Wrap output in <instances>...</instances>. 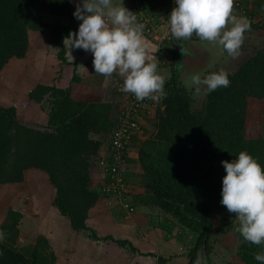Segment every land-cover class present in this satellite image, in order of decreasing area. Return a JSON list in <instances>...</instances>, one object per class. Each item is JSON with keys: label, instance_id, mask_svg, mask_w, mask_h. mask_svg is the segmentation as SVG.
I'll use <instances>...</instances> for the list:
<instances>
[{"label": "trees", "instance_id": "trees-1", "mask_svg": "<svg viewBox=\"0 0 264 264\" xmlns=\"http://www.w3.org/2000/svg\"><path fill=\"white\" fill-rule=\"evenodd\" d=\"M243 1L235 2L247 13ZM131 8L136 13L134 6ZM74 11L72 0H0V72L7 63L25 57L30 31L47 37L57 49L54 54L61 68L70 64L64 40L78 29ZM47 15L51 21L46 20ZM253 27L264 29V20ZM191 39H197L195 34ZM182 41L172 36L164 41L170 46L163 52L170 61L166 95L159 101L147 99L150 105L155 104L152 130L143 138L132 135L130 139V145L137 143L134 162L140 169L144 190L137 199L172 215L195 235L189 264L202 243L206 245L208 264H213L209 257L214 232L212 212L222 213L219 230L223 233L235 219L220 203L225 175L221 161H230L246 150L264 166V136L258 126L264 114L250 106L252 102H264V46L253 48L251 55L227 72L229 87L211 93L202 87L199 92L203 96L197 105L195 95L199 92L179 81L176 69ZM27 102L40 105L46 113L44 122H24L15 105L0 104V185L25 182L30 170L44 174L54 189L51 204L68 219L72 229L87 230L88 212L99 196L92 187L91 173L100 161L98 153L104 137L111 136L118 120L113 119L116 104L77 100L70 86L44 83L31 88ZM106 160L110 162V158ZM3 202L0 264H58L51 241L43 234L28 248L17 245L24 213L7 200ZM262 250L264 246L251 244L240 234L235 259L240 264H259L253 257Z\"/></svg>", "mask_w": 264, "mask_h": 264}, {"label": "crops", "instance_id": "crops-1", "mask_svg": "<svg viewBox=\"0 0 264 264\" xmlns=\"http://www.w3.org/2000/svg\"><path fill=\"white\" fill-rule=\"evenodd\" d=\"M235 1L233 0V14L247 17L251 21V30L245 33L244 44L238 55H242L241 60H243L249 54L251 55L250 52L245 55V52L250 49L252 52L253 48H257L258 43L255 39L264 35V29L253 27V24L264 20V0H244L243 5L245 8L248 7L249 11L247 13L243 8L237 7L234 4ZM72 2L75 9V0ZM114 2L119 3L120 0H114ZM123 3L130 10H132L131 5L134 6L139 22L145 25L143 39L147 45L148 58L158 64V72L165 79L170 78L166 64L168 59L163 52L170 48L169 45L164 44V41L171 36L168 27V15L175 6L174 0H123ZM141 6L145 8V11L142 12ZM79 23L80 21L77 20L78 26ZM191 42L192 45L207 48L209 56H211L207 64L198 68V73L201 75L205 66L210 67L211 64L219 66L220 56L229 57L222 46L201 41L198 37L197 39L183 40L181 44L187 46L191 45ZM64 44L67 49V62L70 64L61 68L59 60V70H64L63 74H65L62 76L68 77L64 79L59 76L60 84L70 86L71 95L77 100L113 102L116 104L113 113L115 120L119 116L120 109H122L121 104L125 102L126 98V93L121 91L122 79L117 73H113L110 77L95 73L91 52L83 49H70L66 39ZM261 44L264 46V43L260 42ZM33 49L32 44H29L26 55L28 57L30 54H34L33 56L37 60L33 61H37V64H39V58L42 65H39L37 70L43 72L42 67L49 52L45 47ZM26 55L25 59H16L7 63L0 72V77L15 78V76H20L24 61L28 59ZM29 60L31 58L28 59V64L31 63L32 65L33 61L29 62ZM39 72L30 77L29 83L23 84L22 87H30L28 92L36 84L43 83L44 77ZM179 81H184L187 86H192L186 78H179ZM60 84L57 85L60 87ZM154 105L145 108L142 112L140 117L141 131L134 134L138 138H143L150 133L149 124L155 114ZM147 109L149 110L147 111ZM110 138V134L104 137L105 140L98 153L100 159L105 162L108 161L106 159H109ZM136 151L137 143L134 142L129 146V159L125 171L128 183V191L125 197L135 206L133 213L128 214L124 210L120 198L102 192L104 167L100 162H97V165L95 163L93 166L91 183L99 196L88 212L85 221L87 230L72 229L68 219L62 216L58 209L50 203V206L53 207L51 210L54 211L55 209L58 212L59 220H54L52 226H41L40 224L30 226V224L24 223L26 216L24 212L22 222L19 224V237H21L22 226H24V231H28L26 234L30 235V242L34 243L39 234L45 235L51 241L57 254L58 264H189V254L196 242L194 234L180 226L172 215L159 208L144 205L137 199V196L142 194L144 190L140 186V169L134 162L137 156ZM4 200L5 202L7 200V204H9L8 199L2 198L0 208L6 204H4ZM45 229H49V231L45 232ZM160 258L164 259L165 263L161 262ZM213 264L215 263L213 262Z\"/></svg>", "mask_w": 264, "mask_h": 264}, {"label": "clouds", "instance_id": "clouds-1", "mask_svg": "<svg viewBox=\"0 0 264 264\" xmlns=\"http://www.w3.org/2000/svg\"><path fill=\"white\" fill-rule=\"evenodd\" d=\"M75 2L73 15L80 23L65 38L70 49L91 52L94 72L105 77L117 73L123 81L121 91L133 94L138 101L162 99L166 95L165 77L158 72V64L148 58L143 39L145 25L136 13L125 7L123 0ZM174 5L168 15L174 39L187 41L195 34L201 41L222 46L233 58L240 54L251 21L233 14V0H174ZM179 45L184 56L189 54L186 47ZM191 85L198 92L203 86L211 93L230 86L229 74L224 70L203 77L196 73L191 76ZM221 163L225 169L221 205L239 221L237 230L245 241L264 246V166L246 150ZM253 259L264 264V250Z\"/></svg>", "mask_w": 264, "mask_h": 264}, {"label": "rangeland", "instance_id": "rangeland-1", "mask_svg": "<svg viewBox=\"0 0 264 264\" xmlns=\"http://www.w3.org/2000/svg\"><path fill=\"white\" fill-rule=\"evenodd\" d=\"M46 20L51 21L52 17L47 15ZM255 40L258 43L257 48H262L263 44L260 45V42L264 43V35ZM48 41L49 40L45 35L38 34V32L36 31L29 32V44H32L34 49L37 47H45L49 52V54L47 55L48 58H46V62L42 67L43 72H39L37 70L38 66L42 65V62L38 58L39 64H37V61H33L37 60V58L33 56L34 54H30V56L28 57L26 55V58H31L29 62L33 61L32 63L34 65H31V63L28 64V59L25 60L24 66H22L21 69L20 76H15V78H7L5 76L0 77V104L15 105L21 119L29 124L44 122L46 113L41 110L39 104L27 102V93L30 87H22L23 84L26 82L29 83L30 77H33L37 72H39L44 77L42 79V82L44 84L59 85V76L61 78L63 77L62 75H65L63 74L64 70H59V61L54 54L57 49L55 47H52V44H50ZM184 47L189 50V54L184 56L181 53L180 48L178 49L179 54L176 69L178 70L177 65H180L178 73L179 76L181 75V77L179 78H186V80L191 83V76L198 73V68L200 66H203L204 64H207L210 61L209 59L211 58V56H209V50L207 48L203 46L201 47L192 45V42L191 45H187ZM249 52L251 53V49L245 52V55H247V53ZM241 56H238L237 58H233L231 56H220L219 66L211 65V67L209 69H206L201 76L203 77L207 73L216 70L231 72L242 61ZM166 64L170 65V61L167 60ZM168 67L169 66H167V69ZM63 78L65 79L68 77L66 76ZM60 87L65 88L67 86L60 84ZM189 87L190 86H187L188 89ZM195 96L198 99L197 105H199L203 96V92L201 91ZM250 106L252 110H258L262 114H264V102H252ZM258 124V126L260 127V132L264 136V121L258 122ZM149 130L151 131L152 127H149ZM53 196L54 189L48 184L45 175L35 170H30L27 172L25 182L0 185V201L2 200V198H6L9 200V205L23 210V213L25 212L26 215L24 223L26 225L30 224V226H38V224H40L41 226H52L51 224L54 220H59L58 212L55 209L54 211L51 210L53 207L50 206V203ZM3 218L4 216H0V223L2 222ZM212 218L214 221L211 254V257H213V262L215 264H226V262L229 261L232 264H240L239 260L235 259V252L238 244L240 243V233L237 230L239 221L236 218L233 220V222L230 221L232 225L225 231V233H223L221 230H219L222 223V213L213 211ZM21 222L22 220H20V223ZM226 223L229 222L227 221ZM23 227L24 226H22L21 237L18 238L17 245L19 247L28 248V246H30L33 242H30L31 237L30 235L26 234L28 231H24ZM44 231L48 232L49 229H45ZM193 236L195 237V235Z\"/></svg>", "mask_w": 264, "mask_h": 264}, {"label": "built area", "instance_id": "built-area-1", "mask_svg": "<svg viewBox=\"0 0 264 264\" xmlns=\"http://www.w3.org/2000/svg\"><path fill=\"white\" fill-rule=\"evenodd\" d=\"M235 3L236 6L239 5L238 2ZM122 85L121 82V87ZM146 106L147 108L151 106L147 99L138 101L133 94L126 93L125 102L121 105L122 109L110 138V162H105L103 159L99 161L104 167L102 171V192L120 198L121 205L128 214L134 212L135 206L125 197L128 191L125 159L128 156L132 135L141 131L140 117Z\"/></svg>", "mask_w": 264, "mask_h": 264}, {"label": "water", "instance_id": "water-1", "mask_svg": "<svg viewBox=\"0 0 264 264\" xmlns=\"http://www.w3.org/2000/svg\"><path fill=\"white\" fill-rule=\"evenodd\" d=\"M210 67L205 66L204 69L201 71V73L205 72V70L209 69ZM208 263L209 262H208V257L206 254V245L205 243H202L197 249L195 258L193 259L191 264H208Z\"/></svg>", "mask_w": 264, "mask_h": 264}, {"label": "flooded vegetation", "instance_id": "flooded-vegetation-1", "mask_svg": "<svg viewBox=\"0 0 264 264\" xmlns=\"http://www.w3.org/2000/svg\"><path fill=\"white\" fill-rule=\"evenodd\" d=\"M210 258H211V260L210 261H212L213 262V257H211V256H209ZM209 262V261H208ZM211 264V263H210Z\"/></svg>", "mask_w": 264, "mask_h": 264}]
</instances>
